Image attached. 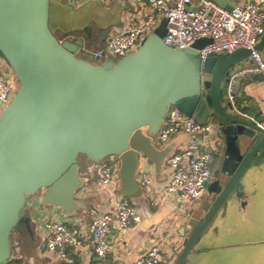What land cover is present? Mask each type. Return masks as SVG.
Wrapping results in <instances>:
<instances>
[{
  "label": "water",
  "instance_id": "water-1",
  "mask_svg": "<svg viewBox=\"0 0 264 264\" xmlns=\"http://www.w3.org/2000/svg\"><path fill=\"white\" fill-rule=\"evenodd\" d=\"M215 1L232 9L230 0ZM51 5L52 0H0V54L19 81L0 114V264L11 257L12 233L32 231L24 211L28 196L40 192L42 204L60 207L61 215L80 214L86 199L77 195L89 182L80 172V155L93 162L117 157L120 192L138 194L142 159L160 172L174 145L158 148L152 141L172 105L200 122L216 118L224 142L225 158L207 186L202 208L180 230L185 244L175 264H201L220 224L245 197L246 171L264 162L259 125L264 115L259 107H251L249 116L237 113L228 96L233 75L246 62L256 69L251 51L240 48L203 62L199 49L212 39L172 48L163 40L168 30L163 17L137 50L95 64L85 53L78 56L82 37H56ZM257 48L264 56V36ZM256 76L234 80L236 101L247 99L241 90L244 78L252 83Z\"/></svg>",
  "mask_w": 264,
  "mask_h": 264
},
{
  "label": "built area",
  "instance_id": "built-area-1",
  "mask_svg": "<svg viewBox=\"0 0 264 264\" xmlns=\"http://www.w3.org/2000/svg\"><path fill=\"white\" fill-rule=\"evenodd\" d=\"M136 2H145L150 12L141 16L130 28L114 32L107 47L94 52L96 58L113 57L117 61L129 52L137 50L144 38L158 26L156 16L159 15L161 18H168V30L163 37L166 45L176 49L189 48L202 37L211 38L210 43L199 49L203 62L211 55H224L246 48L251 51L250 58L257 65L256 70L264 76V56L257 48L264 36V0L249 1L232 9L223 7L214 0ZM83 51L82 46L79 54H84ZM234 80L233 75L228 87L229 99L237 113L249 116L236 105V97L233 94ZM18 85L19 81L12 71L0 70V105L10 103ZM259 125L264 128V121ZM210 133L216 134L211 121L200 122L194 114L187 115L179 107L172 105L160 129L152 136L153 143L157 147H163L174 137L186 135L185 141L174 145L166 157L171 177L165 186L168 194L178 196L181 209L184 205H190L189 212L184 213L186 220L189 219L194 205L199 203V199L207 192V186L213 177L211 164L220 140L216 138L214 146L211 145L212 141L208 137ZM119 168L120 161L115 156H111L109 160L92 162L88 167V172L91 175L96 173L101 187L108 190L111 198L115 199L116 209V214H112L101 212L94 206L87 207L85 212L90 218L89 235L77 224L58 219L45 223L49 232L46 247L56 251L61 259L72 261L70 250H78L88 245H91L98 256L105 258L115 250V245L110 239L115 220L121 231L141 221L142 216L135 203L126 196L116 198L114 190L120 186ZM141 185L145 188L153 187L149 173H142ZM161 234L143 253L127 264L164 263L166 238Z\"/></svg>",
  "mask_w": 264,
  "mask_h": 264
},
{
  "label": "crops",
  "instance_id": "crops-1",
  "mask_svg": "<svg viewBox=\"0 0 264 264\" xmlns=\"http://www.w3.org/2000/svg\"><path fill=\"white\" fill-rule=\"evenodd\" d=\"M249 1L259 0H230V4L234 7ZM148 12H150L149 6L145 2L137 3L136 0H52L51 23L59 40H67L68 38L75 40L78 37H82L84 40L92 39L98 46L97 51H99L107 47L114 32L130 28L137 23L141 16ZM156 17V20L160 23L162 18L159 15ZM97 59L99 62L100 60H106ZM250 59L252 60V58ZM244 66L234 74L235 79L244 74L252 76L260 74L255 68L251 69L249 67V62H246ZM8 68V63L0 54V70L7 71ZM258 76L255 77L252 83L244 78L241 90H245L244 93L247 99L237 98L236 101L240 105L239 110L245 111L249 115H252L251 107H259L260 112L264 115V79ZM1 112L2 110H0V114ZM212 134L210 133L208 137L210 138ZM178 138L182 139L181 142L185 141L186 135H180ZM174 145H176L175 142ZM84 161V165L80 166V170L82 167L85 169L84 172L81 171V174L89 176V182L77 195L78 198L86 199V204L80 210V214L90 206L96 207L101 212L116 214L115 199L111 198L108 190L101 187L96 173H94L96 176H90L88 167L92 165V162H89V159ZM215 161L220 166L221 156H215L214 154L212 163ZM143 172L150 174L153 181L152 188H145L141 185ZM170 177L171 169L167 166L166 158L160 172L156 170L152 161L147 158L142 159L136 173L141 193L139 192L140 196L138 198L135 195L131 196L137 201L136 206L142 219L139 223H133L125 231H121L115 220L110 233V239L115 245V250L105 258L98 256L91 245L78 250L71 249L72 261L63 260L56 251L49 250L46 247L49 236V232L45 228L47 221L58 219L77 224L84 228L89 235L90 219L84 216L81 217L80 214L75 216L61 215L60 207L42 204L41 193L28 196L26 208L32 231L26 230L23 233L14 231L12 233V252L9 260L16 259L20 264H127L143 253L151 242H154V239L160 236V233L166 238L165 260L167 255H173L176 250L180 255L185 244V238L181 236L180 230L187 224V220L184 219L186 214L180 211L181 202L178 196L168 194L165 189ZM120 190L121 180L120 186L114 190L117 199L123 196L120 195ZM245 193L247 194L246 199L236 202L224 222L220 224L217 235L210 243L211 246L235 248L240 245L235 242L226 243L225 238L226 232L231 226V217L236 219L235 222L242 219L240 221L242 223L243 220H246L244 215H247L246 211L254 196L249 193L247 187H245ZM131 198L129 199L132 201ZM212 249L213 247L207 252L206 257L212 255ZM179 255L172 264H175ZM205 261L206 258L201 264ZM165 262L162 264H168Z\"/></svg>",
  "mask_w": 264,
  "mask_h": 264
},
{
  "label": "rangeland",
  "instance_id": "rangeland-1",
  "mask_svg": "<svg viewBox=\"0 0 264 264\" xmlns=\"http://www.w3.org/2000/svg\"><path fill=\"white\" fill-rule=\"evenodd\" d=\"M84 53L88 54V59L91 62L96 63H102L105 60H99L95 58L94 52L97 51L98 46L94 43L92 39H85L84 40ZM12 74L14 72L12 71ZM16 77V76H15ZM17 78V77H16ZM204 78L206 79V75H204ZM19 86V85H18ZM17 92V91H16ZM15 92V93H16ZM15 93L12 95H15ZM8 104L4 103L0 105V110H4L7 107ZM229 112L233 113V110L229 108ZM207 121H211L213 126L215 127V133L210 136L211 145L214 146V141L216 138H219V132L217 129V120L216 118L209 117ZM180 136H176L173 138V141L180 145V142L182 139L178 138ZM155 141V140H154ZM156 143L160 144L159 142L155 141ZM110 157L105 158L104 160H109ZM88 159L85 155L79 156V164L80 166L84 165V160ZM93 162V161H89ZM101 162V161H100ZM220 166L218 163L213 162L211 164V169L213 172V177L215 171ZM84 168L80 170V172H84ZM90 176L94 177V173L89 172ZM242 182L244 183L245 187H247L249 193L253 195L251 202L247 209V215H244L246 217V220L242 223L235 222V218L230 219V225L228 228V231L226 232V243L228 242H235L239 243L240 245L235 248H228V247H218V246H212V255L206 257V261L203 264H264V162L261 166L252 165L245 173V176L242 179ZM40 193V192H38ZM141 193V192H140ZM140 193L138 192L137 195H135L137 198L140 196ZM120 195L126 196L128 198H131V195H124L120 192ZM206 193L199 199V203H196L193 207V209L190 211V216H195L199 214V211L202 208V201L204 197H206ZM133 203H137L135 198H131ZM190 205H184L183 209H180L181 213H188L189 212ZM27 208L24 210L26 211ZM81 217H88L86 215V212L83 211L81 214ZM89 218V217H88ZM90 219V218H89ZM165 249V248H164ZM179 255V252L177 250L174 252L173 255H167L166 256V262L168 264H172L176 257Z\"/></svg>",
  "mask_w": 264,
  "mask_h": 264
},
{
  "label": "flooded vegetation",
  "instance_id": "flooded-vegetation-1",
  "mask_svg": "<svg viewBox=\"0 0 264 264\" xmlns=\"http://www.w3.org/2000/svg\"><path fill=\"white\" fill-rule=\"evenodd\" d=\"M216 155H220L221 156V164H222V162H223V160L225 158L224 142L222 140H220L219 143H218V145H217V151L215 152V156ZM246 195L247 194L245 193V197H244L245 199H246Z\"/></svg>",
  "mask_w": 264,
  "mask_h": 264
},
{
  "label": "trees",
  "instance_id": "trees-1",
  "mask_svg": "<svg viewBox=\"0 0 264 264\" xmlns=\"http://www.w3.org/2000/svg\"><path fill=\"white\" fill-rule=\"evenodd\" d=\"M3 264H20L18 260L16 259H11V260H8L6 261L5 263Z\"/></svg>",
  "mask_w": 264,
  "mask_h": 264
}]
</instances>
